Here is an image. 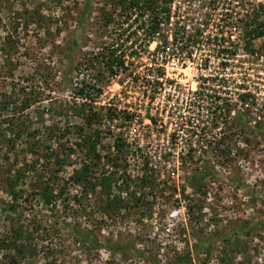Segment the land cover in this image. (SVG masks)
<instances>
[{"label": "rangeland", "instance_id": "1", "mask_svg": "<svg viewBox=\"0 0 264 264\" xmlns=\"http://www.w3.org/2000/svg\"><path fill=\"white\" fill-rule=\"evenodd\" d=\"M119 1L0 0V70L25 78L35 94L44 92L53 99L28 111L29 124L43 138L51 129H60L63 142L74 148L79 143L76 132L66 135V128L82 123L69 109L74 101L83 104L73 93L85 82L92 89L87 88L92 105L102 117L101 126H96L103 136L98 149L105 156L114 139L122 137L138 154L136 162L131 158L129 174L136 176L138 167L149 163L160 181L155 190L138 189L137 196H145L144 201L153 206L134 208L126 192L114 190L112 198L121 195L132 207L111 218L101 211L110 206L101 189L81 207L71 201L69 209L63 210L58 203L56 212L35 198L25 219L15 225L25 237L40 226L32 239L35 255L21 260L14 250L0 247V264H9L7 256L21 264H171L188 255L191 262L187 264H264V131L258 128L264 126V41L247 46L245 30L264 0L163 1L157 14L166 34L218 35L224 58L229 56L228 66L224 65L221 56H214V48L206 47L184 69L172 60L165 63V54H154L156 45L145 43V26L154 28L151 12L142 5L115 7ZM260 14L262 23L264 12ZM113 48H118L117 56L125 65L122 70L114 67V75L105 67L109 60L98 58ZM2 59H9L13 66ZM153 70L154 79L165 76L160 90L159 85L151 86ZM48 72L54 76L52 89L39 80ZM199 72L232 82L223 96L233 107L229 115L220 116L222 106L215 110L210 99L200 104V114L185 115L192 119L194 130L188 133L179 130L182 120L169 110L171 98L177 96L173 83L184 89L185 96L188 89L197 90ZM97 89L102 90L100 95ZM244 95L251 99L242 103L239 98ZM108 113L119 117L112 122ZM241 118L247 121L240 125ZM25 160L19 159L18 166ZM1 165L2 171L9 168L8 162ZM71 172L68 169L63 176ZM4 187L2 183L0 237L11 229L3 221L10 203L1 192ZM77 194L70 191L69 197ZM190 206L194 214H188ZM75 226L90 231L98 243L76 242ZM112 247L118 249L113 252Z\"/></svg>", "mask_w": 264, "mask_h": 264}, {"label": "trees", "instance_id": "2", "mask_svg": "<svg viewBox=\"0 0 264 264\" xmlns=\"http://www.w3.org/2000/svg\"><path fill=\"white\" fill-rule=\"evenodd\" d=\"M163 1L167 2L168 0H121L115 7L134 9L142 5L146 11H150L151 16H154V28L150 26L144 32L146 37H150L153 34L154 36L157 35L163 21L157 14L162 8ZM258 10L264 12V6L254 9V12H256L252 21L246 24L247 46L258 39L264 41V21L260 22V13L262 12L259 13ZM194 38L196 39V37H188V41L195 42ZM7 40V44L11 45V39ZM10 48L12 49L11 46ZM109 52L107 56L100 53L98 58L109 60L105 62V67L114 75V67L122 70L125 65L122 56H117L118 48L110 49ZM114 56H116V60L111 59ZM2 61L4 64L13 66L9 59H2ZM228 64L224 65L228 66ZM39 80L46 85L47 89H52L51 81H54V76L51 75V72H48L46 76H40ZM27 81L29 82V80ZM221 81L217 76L203 79L206 86L202 87L200 95L207 98V100L210 99L215 110L222 106L220 116L226 115V113L229 115L233 107L223 96L228 94L224 89H228L233 84L230 81ZM218 82H220V86H217ZM211 84L214 86H210ZM26 85L25 78H15L13 74H4L0 70V187L3 183L5 187L1 192L10 199V203L7 205V215L3 221L11 227V229L7 228L8 233L5 236L0 237V247L2 249L6 251L14 250L21 260H26L27 255L30 257L35 255L36 250L32 246V239L33 235L39 231L40 226L33 227L34 232H31L32 234L27 237L21 231L20 226H18L19 229H15V225L20 224L22 218L25 219L27 210L32 204L30 201L35 198L42 201L41 204L51 206L52 211L56 212L58 203H61L63 210L69 209L71 201L81 207L89 203L93 195L97 194V189H101V193L106 197L111 207L108 205L106 209L101 210L103 204H100L99 210L111 218L118 216L122 209H128L132 206L134 208L142 207L143 204L149 206V208L153 206L152 203L144 201L145 196L141 198L139 193V196H137L138 189L155 190V184L160 181L149 169V163H142L143 168L138 167L136 176L129 174L128 169L131 167V158L136 162L138 154L137 151L134 152L129 149L127 142L122 137L114 139L113 146H111L107 155L103 156L98 149L102 145L103 136L96 129V126H101L102 117L92 105L93 99L87 88L89 91L92 89L87 87L85 82L82 83L81 88H74L73 93L74 99L81 97L83 104L78 106L74 101V108H72L73 106L69 107V110L73 109L75 116L80 118L82 124L75 125L73 128L69 126L66 128V135L71 130H75L76 137L79 140V143L75 145L77 148H74L73 144L69 146L63 142L65 136H62L60 129H51L44 138L39 130H32V126L29 124L28 111L47 99L51 101L53 99L45 96L44 92L38 95L35 94L33 87L28 88ZM95 92L100 95L102 90L97 89ZM239 99L242 103H245L251 99V96L244 95L240 96ZM210 111H213L212 106ZM43 114L44 112L40 116L42 117ZM36 115L38 117V114ZM118 117L119 115L108 113V118L112 122ZM190 120L192 119L183 118L179 130L194 133ZM246 121L245 118H241L239 124L241 125L240 122ZM217 122L214 118L213 123ZM258 128L264 131V126ZM19 145L21 146L19 147ZM4 148H6L5 153H3ZM77 153L81 156L79 155L80 157L74 161L73 157ZM24 158L26 159L24 164L21 167L18 166L19 159ZM28 158L31 161H28ZM3 161L8 162L9 168L6 171H2L1 163ZM223 162L225 163V160ZM68 169H72L71 174H68L69 177L63 176ZM100 170L101 172H98ZM73 190L79 191V194L72 196V200L69 195L70 191ZM114 190L122 191L121 193L126 192V197L131 198L132 206L129 203L130 200L122 198L121 195L112 198ZM99 200L103 203L102 200H105V198L103 199L101 196ZM186 210L188 214H194L195 211L193 206L186 208ZM16 218L17 220H13ZM73 235L79 244L95 245L98 243L92 239L90 231L82 230L79 226L73 228ZM110 249L115 252L114 249L118 248L112 247ZM7 257L9 258V264H21L18 258L14 256ZM190 262L191 258L188 255L186 258H181L177 263L173 262L171 264H187Z\"/></svg>", "mask_w": 264, "mask_h": 264}, {"label": "built area", "instance_id": "3", "mask_svg": "<svg viewBox=\"0 0 264 264\" xmlns=\"http://www.w3.org/2000/svg\"><path fill=\"white\" fill-rule=\"evenodd\" d=\"M165 21V20H164ZM166 23V22H165ZM148 29L149 27L146 26ZM163 24L161 22L160 28L158 30L157 35L154 36V34L150 37H145V43L147 45L149 44H155L156 48L154 50V54H159V52H163L165 54V63H167L169 60L175 61L177 62V65H181V67L184 69V67L186 66L187 63H191L193 62L194 59V55L197 54V52H201V50L205 49L206 47H208V49L210 50V48H214V56H221L222 60L224 63H229V59H227L229 56H227V58H224L223 55V50H225L224 48L220 47L221 46V38L217 36V39L214 37L211 38H206V36H200L199 33L202 32H196L193 37H196V39L194 38L195 42H189L188 41V37H191V34L189 32H184L182 36H174V35H170L166 34V32L163 30ZM205 29V28H204ZM216 40V41H215ZM142 42V41H141ZM219 44H216V43ZM143 43V42H142ZM173 50L172 48L175 47ZM218 46V47H216ZM145 49V47H144ZM217 50V52L215 51ZM211 51V50H210ZM205 63L210 64V62H208V60H205ZM201 66H203V62L201 64ZM211 71L210 69L208 70V72ZM203 74H201V72L198 73L197 78L198 80V86H197V90L192 91V90H187V93L185 96H183L182 92L184 91V89L176 82L173 83V93L176 94V97L171 98L172 104L173 106L171 108H169V110H173V115H175L177 118H180L181 120H183V118H187L185 115L189 114V113H196L200 114L201 110H200V104L204 105L207 101V98H204L201 95L202 92V87L206 86L203 82V79H209V77H213L211 76H202ZM153 77V78H152ZM152 83H154L153 85H151L152 87L156 85H159V90L160 87L162 89V83H165V76H158L154 79V70H153V76H152ZM221 79V78H220ZM165 85V84H164ZM163 85V86H164ZM179 85V88L178 86ZM172 87L170 86V89H172ZM154 90L156 91V89L154 88ZM175 104V105H174ZM177 104V105H176ZM233 104V103H232ZM172 115V117H173ZM220 115V113H219ZM179 132V131H178ZM177 132V135H178Z\"/></svg>", "mask_w": 264, "mask_h": 264}]
</instances>
